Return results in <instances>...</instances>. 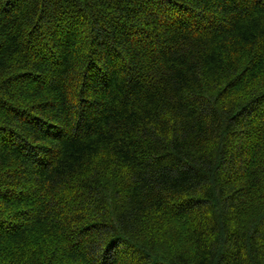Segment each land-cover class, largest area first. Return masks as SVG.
Wrapping results in <instances>:
<instances>
[{
	"label": "trees",
	"instance_id": "obj_1",
	"mask_svg": "<svg viewBox=\"0 0 264 264\" xmlns=\"http://www.w3.org/2000/svg\"><path fill=\"white\" fill-rule=\"evenodd\" d=\"M0 264H264V0H0Z\"/></svg>",
	"mask_w": 264,
	"mask_h": 264
}]
</instances>
